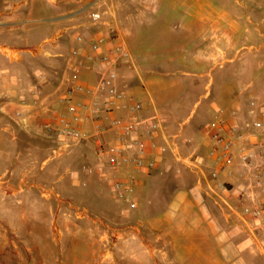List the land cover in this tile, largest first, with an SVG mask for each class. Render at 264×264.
<instances>
[{
  "label": "rangeland",
  "instance_id": "rangeland-1",
  "mask_svg": "<svg viewBox=\"0 0 264 264\" xmlns=\"http://www.w3.org/2000/svg\"><path fill=\"white\" fill-rule=\"evenodd\" d=\"M35 1L28 0L21 10L29 9ZM40 1V13L49 15L56 12V4L67 3L65 14L76 17V21L85 24L91 34L98 30L88 25L91 11L106 10V17L113 14L108 0ZM141 1L147 8L142 12L144 23L139 29L138 40L128 39L131 48L128 49L127 41L125 43L120 37L130 55L124 61L127 66L123 83L127 86L122 90L130 92L133 84L140 89L144 87L138 73L147 79L149 82L144 91L137 96L149 104L151 112L157 110L163 116L172 115L171 133L180 129L178 122L184 120L198 101L194 109L196 113L191 116V121L184 123L186 129L183 127L181 135L187 141L182 144H191V148L198 146L202 151V129L213 118L216 108L236 111L238 122L242 123L248 119L249 101L264 100L262 83L253 92L255 85L264 81V0ZM9 10L8 3L0 0V12ZM41 25L45 24L28 22L14 30H10L9 25L0 26V46L14 44L17 47L24 38L35 40L36 45L31 49L55 43L47 41L50 37L41 41L52 33L50 26L42 28ZM213 49H222L223 52L208 54ZM66 51L68 48L63 49ZM48 56L30 59L25 62L26 69L20 72H29L28 65L32 63L38 66L48 62ZM61 65H57L55 71ZM207 81H211L209 87L204 86ZM208 88L212 92V104L207 108L203 94ZM233 102L237 107L232 105ZM94 140L87 141L92 144ZM39 143L41 149L34 155V165L38 170L42 161L49 157L43 169L51 170L46 178L35 180L29 175L27 182L21 185H18V177L13 182L0 179V245H3L4 252L16 249L19 255L22 254L23 219L30 216L27 210L35 204L53 211L63 207V219H53L51 228L44 230L43 235L46 237L49 233L50 237L60 240L67 237L79 239L73 247L65 246L72 249L69 264H264L256 244L241 229L238 260L220 262L215 260L218 258L217 240L213 233L203 237L204 228L199 226V214L195 211L171 216L168 225L169 217L164 212L172 198L167 189L171 185L174 189L190 188L195 179L194 172L177 164L180 161L170 150L161 149L163 166L150 171L143 187L134 191L136 206L130 208L115 197L111 185L102 188L89 183L92 177L84 168L92 163V157L86 141L72 144L63 154L55 151L56 143L54 146ZM188 151L181 148L178 152L184 155ZM9 176L3 175L4 178ZM83 180L85 186L81 185ZM28 195L33 202L29 205ZM193 204L197 205V202L194 200ZM178 225H182L183 230H179ZM168 227L171 236H167ZM223 232L229 230L224 227ZM260 242L264 245L263 239ZM162 244L166 246L164 253H168V261L158 250ZM18 253L6 255L17 261ZM107 254L109 259L105 258ZM65 256L63 254L64 260Z\"/></svg>",
  "mask_w": 264,
  "mask_h": 264
},
{
  "label": "crops",
  "instance_id": "crops-1",
  "mask_svg": "<svg viewBox=\"0 0 264 264\" xmlns=\"http://www.w3.org/2000/svg\"><path fill=\"white\" fill-rule=\"evenodd\" d=\"M5 1L11 7V10L0 12V26L9 25V29L14 30L26 26L28 22L34 21L45 24L44 26L41 25L43 26L42 28L50 26L52 28L51 35L46 36L41 41L63 30L62 36L60 37L61 40L59 39L60 41L57 40L55 43L44 45L39 49H31V47L36 45V42L29 38L22 39L21 42L16 45L18 48L14 47V44H11L10 47L15 48L11 50L18 51L17 55H13V53L9 52L6 53L4 49H0V108L2 109V111H0V174L2 173L0 179L3 178L6 182H13L15 178L18 177V185H21L23 182H27L26 177L29 175H33L35 180H40L46 178L49 171H51H43L49 157H46L42 161L40 168L36 170L34 165V155L41 149L39 142L50 143L54 146L58 137L53 132H46L40 129L38 123L43 119L50 118L54 114L66 111V106L60 101L59 93L56 92V87L60 83L61 71L69 57L71 47L75 44L74 34L77 31H80L87 37L91 32L84 26L85 24H79L76 21V17L65 14L64 10L67 8V3L62 5L56 4L54 6L57 9L56 12L49 15L40 13V5L42 2L40 0L33 2L31 7L27 10H21V8L28 0ZM108 1L111 4L113 14L107 16V18L115 24L119 36L125 40V43L127 41V47L128 49H131L128 39L133 38L138 40L139 29L144 23L142 12L147 6L144 7L141 0ZM92 7L93 6H90V8ZM76 11H78V9ZM33 16L35 18H33ZM92 34L96 35L99 33L96 31ZM67 48L68 51H66V53L63 52V49ZM80 49V55L77 57V60L82 59L84 64L89 65L87 68L81 70L80 81L85 84H91L96 79L98 63L97 61L86 60L83 57L88 52L86 44H81ZM199 50L201 51V49ZM204 50L206 49H203L202 51ZM213 51L223 52L222 49H213L208 52V54H213ZM204 53L207 54L205 51ZM40 56H48V62L38 66L30 62L32 63L30 64L32 67L28 65L30 71L27 73L25 71L20 72L21 69H26L25 62ZM209 58L211 59L212 55H210ZM60 63H62L61 67L55 71V67ZM125 64L124 61L120 62L117 69V85L121 89L126 88L127 86L123 83L124 70L126 69L125 66H127ZM138 78L145 85L149 82L139 73ZM135 81L136 79H134V82ZM211 81H207L204 86L209 87ZM261 83L264 86V81L258 83L255 85L253 92L257 91V88ZM145 85L143 88H145ZM130 87L131 91L128 93L141 99L137 95L141 94L144 89H140L137 84H133ZM38 88L48 95L41 106L32 105L34 91ZM211 94L212 92L210 88L205 90V93L203 94V97L207 100L204 106L207 108L212 104V102H210ZM141 100L144 108L143 113L147 114L151 112L149 104L144 99ZM257 102L259 105L264 106V100ZM197 103L198 101H195L184 120L178 122L180 129L175 133H171L173 124L170 116L172 115L169 113L164 115L165 123L167 122L165 125V131L168 136L173 138V141L176 144L175 149L178 151L181 148L184 150L188 149V153L184 154V156L193 155L198 158L200 157L204 161V175L201 177V183L197 182L198 175L192 173L195 179L190 188L174 189V186L171 185L170 188L167 189L169 193L168 196L172 199L164 214H168L169 218L167 223L170 225L169 220L171 216L183 212L195 211L199 214L197 219L199 226L204 228L203 237L207 238L213 233V236L217 240L218 252L216 255H218V258L215 260L220 262L236 261L238 260L236 257H238V250L240 249V229L247 233L249 239L256 244L257 248V242H259L260 239L264 240L263 231H251L254 221L249 217L247 218L244 216V210L242 206L239 205V194L245 189L249 191V188L251 187L254 193H256L261 199L264 206V190L260 187L253 186L251 183V178L253 177V174L256 173L263 176L262 180L264 185V154L261 157L252 159V169L250 171L244 169L241 159L236 155L235 160L230 167L231 172L221 171L219 173V179L224 183V187L210 191L208 186L213 185V181L208 178L209 172L214 168V164L207 155L208 145L206 138L202 135V142L204 145L202 151H200L198 146L191 148V144H182L187 141L182 138L181 131L184 127V123L191 121V116H194L196 113V110L194 109ZM232 105L237 107L236 102H233ZM217 109L218 108L214 110L213 117L215 116ZM248 109L249 108L246 110L248 111ZM15 110L21 112V118L17 122L11 119V115ZM228 112L229 111H226L227 114ZM115 113L119 116L125 115L123 109H120ZM246 115L248 119L253 118V115H249L248 112ZM255 117L264 120V115L261 112H258ZM238 120V118H228V124L235 123ZM192 124L195 125V121H192ZM84 127L91 130L90 124H84ZM184 128L186 129V126ZM110 138V135H107L104 137V140ZM249 140L251 142L260 140L264 143V134L256 132L250 135ZM159 141L164 144L161 137H159ZM86 142L91 149L90 153L92 157V144L88 141ZM172 153L174 155V152ZM174 157L176 158L175 155ZM160 158L161 156L159 153L157 168L163 166ZM177 164L184 165L181 161L177 162ZM184 167L186 168L185 165ZM123 171L125 173L133 174V170L130 166L124 167ZM7 174L10 176L4 178L3 175ZM148 174L149 173H134V191L143 187V181ZM90 176L92 178L89 183L93 182L96 187L99 186L103 188L107 184L111 185L109 179L101 178L96 174ZM26 198L28 205L33 203L30 202L31 198L29 195ZM194 200L197 202V205L193 204ZM33 201L36 202V200ZM225 202H227L231 208H229ZM5 207L7 208L6 210H9L7 206ZM27 211L30 216H24L23 219L24 236L22 239V254L19 255L16 249L4 252V250H2L3 245L1 244L0 264H69V261H71L69 260V257H71L70 252H72V249L65 248V246L69 245L70 247H73L78 243L79 239L75 237H67L60 240L50 237L49 233H46V237L43 235L44 230L46 232V230L51 228L53 219H63L61 215L64 213L63 207L60 206L53 211L52 208L49 209L48 207L36 206L34 204V206L30 207ZM1 224L2 223H0V225ZM177 227L179 230H183L182 225H178ZM224 227L225 229H228L229 232L224 233ZM8 228H10V226ZM166 231L167 236H169L170 228L168 227ZM170 241H172V239H170ZM158 247L163 259L168 261V253H164V248H166V246L162 244ZM9 252L10 254L17 252L20 257H17V261H13L10 255H6L9 254ZM63 254L66 255L65 260ZM260 254L264 262V257L261 252Z\"/></svg>",
  "mask_w": 264,
  "mask_h": 264
},
{
  "label": "built area",
  "instance_id": "built-area-1",
  "mask_svg": "<svg viewBox=\"0 0 264 264\" xmlns=\"http://www.w3.org/2000/svg\"><path fill=\"white\" fill-rule=\"evenodd\" d=\"M106 13V10H94L89 14L88 24L98 29L99 34L87 37L80 31L74 34L75 44L69 51V57L61 71L60 83L56 87L66 111L41 120L38 127L57 135L55 151L59 154H63L74 143L95 138L92 143V163L85 166V172L109 179L115 197L134 208V173H149L154 170L161 149L174 152L179 161L198 175V183H201L204 175V162L200 157L181 155L175 149L173 138L166 134L164 116L157 110L143 113L142 100L118 87V66L120 62L128 60L130 55L120 41L115 24L104 15ZM62 33L63 30L59 31L47 41H57ZM83 43L88 48L83 57L98 63L97 76L91 84L80 81L81 70L89 66L82 59L77 60ZM0 49L13 55L18 54L10 46H0ZM47 96L41 89H36L32 105H43ZM120 109L124 110L125 115L115 113ZM258 112L264 115V106L251 99L248 114L253 115V118L242 123L237 121L228 124V118H237L236 111L232 110L227 114L225 109L218 108L215 116L203 126L202 135L208 145L207 155L214 164L208 178L213 181V185L208 186L210 191L224 187L219 173L231 172L230 167L236 155L241 159L243 167L250 171L252 159L264 154L263 142L249 140L251 134H264V120L255 117ZM11 116L17 122L21 118V112L15 110ZM84 124H90L91 130L86 129ZM107 135L111 138L104 140ZM159 137L163 139L164 147ZM126 166L132 168L133 174L123 171ZM262 178L259 174H253L252 185L264 190ZM81 185L85 186L86 181H81ZM225 204L231 208L227 202ZM239 205L244 214L254 221L251 231L264 232V206L251 187L249 191L245 189L239 194ZM257 244L264 257V245L260 241Z\"/></svg>",
  "mask_w": 264,
  "mask_h": 264
},
{
  "label": "bare ground",
  "instance_id": "bare-ground-1",
  "mask_svg": "<svg viewBox=\"0 0 264 264\" xmlns=\"http://www.w3.org/2000/svg\"><path fill=\"white\" fill-rule=\"evenodd\" d=\"M105 258H106V259H109V258H110V255L107 254V255L105 256Z\"/></svg>",
  "mask_w": 264,
  "mask_h": 264
}]
</instances>
